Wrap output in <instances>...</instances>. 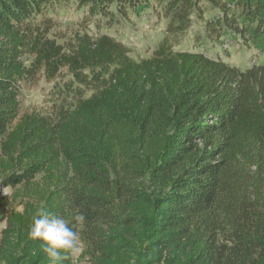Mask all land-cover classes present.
Listing matches in <instances>:
<instances>
[{"label": "trees", "instance_id": "trees-1", "mask_svg": "<svg viewBox=\"0 0 264 264\" xmlns=\"http://www.w3.org/2000/svg\"><path fill=\"white\" fill-rule=\"evenodd\" d=\"M201 1L0 0V174L13 191L0 196V264H51L29 236L42 213L73 227L92 264H264V65L175 53L166 38L135 61L107 35L62 45L37 25L68 2L115 23L153 2L171 32ZM203 1L222 15L207 30L261 47L264 0ZM62 69L90 96L70 83L51 113L21 114L20 83Z\"/></svg>", "mask_w": 264, "mask_h": 264}, {"label": "rangeland", "instance_id": "rangeland-1", "mask_svg": "<svg viewBox=\"0 0 264 264\" xmlns=\"http://www.w3.org/2000/svg\"><path fill=\"white\" fill-rule=\"evenodd\" d=\"M228 7H231L230 10L238 18L240 28H246L243 26L248 25L249 21L239 19L240 11L234 6L228 5ZM186 16L184 22H181L182 19L176 21L173 24L174 29L170 32L169 14L153 2L139 15L131 14L129 19H119L117 23L109 19L105 20L103 17L90 16L85 10H79L76 3L68 2L51 8L46 15L38 19L37 25L39 24L43 29L47 22L49 35L62 45H67L74 39L76 32L80 31L88 32L94 37L107 35L127 48L130 57L135 61L152 57L166 38L175 53H201L241 71L264 65V40L261 47L257 49L258 43L254 44L252 37L245 40L239 35L231 34L230 31L218 34L216 30H207L209 21L213 18L217 20V17L222 15L211 11L209 4L205 1L199 2L194 12H189ZM256 26L254 24L252 28L255 29ZM30 62L26 61L27 66ZM70 83L69 88L80 89L75 95L79 94L87 98L92 93L90 87L81 86L80 88L67 69H62L52 81L46 77L44 71L27 77L20 83L21 114L51 113L52 103L54 104L58 99L55 92L56 94L58 91L65 93ZM68 91L70 92L69 89ZM12 192V189L4 184L0 174V196H9ZM84 250V245L80 242L79 253L72 255L74 264H92Z\"/></svg>", "mask_w": 264, "mask_h": 264}, {"label": "clouds", "instance_id": "clouds-1", "mask_svg": "<svg viewBox=\"0 0 264 264\" xmlns=\"http://www.w3.org/2000/svg\"><path fill=\"white\" fill-rule=\"evenodd\" d=\"M82 217H77L81 220ZM31 239H39L51 264H63L68 259V254L76 255L80 251L78 233L69 223L52 214H40L34 219L29 232Z\"/></svg>", "mask_w": 264, "mask_h": 264}]
</instances>
